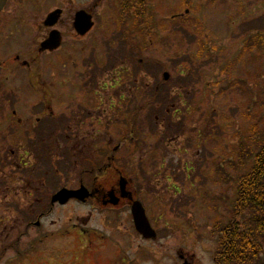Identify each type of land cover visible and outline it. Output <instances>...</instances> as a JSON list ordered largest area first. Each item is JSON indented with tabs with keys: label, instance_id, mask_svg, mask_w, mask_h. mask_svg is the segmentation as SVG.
<instances>
[{
	"label": "rangeland",
	"instance_id": "374dc122",
	"mask_svg": "<svg viewBox=\"0 0 264 264\" xmlns=\"http://www.w3.org/2000/svg\"><path fill=\"white\" fill-rule=\"evenodd\" d=\"M144 2L143 13L150 16L155 33L126 30L123 36L114 10L119 0L78 1L89 10L96 5L97 29L81 40L73 41L74 35L67 34L66 49L81 41L88 47L68 50L60 73L51 70L47 79L54 84L51 89L102 92L117 88L127 70L124 89L139 87L145 93V111L131 114L135 119L129 133L136 151L130 166L136 172L130 187L157 237L143 240L131 215L128 222L120 216L116 221L91 205H68L53 213L47 224L55 221L52 230L59 233L68 228L70 232L73 224L96 233L94 262L84 257V245L79 261L48 257L41 250L58 243L50 238L44 247L37 245L40 252L18 257L17 264H215L216 231L228 224L237 183L250 171L264 143V44L245 49L264 37V0ZM175 15L179 17L172 20ZM144 25L149 27L146 21ZM88 63L93 66L86 71ZM111 75L114 81L109 85ZM89 95L88 108L100 104L98 93ZM138 105L135 96L130 112ZM105 128H99L100 137L108 131ZM119 128L113 125L112 134ZM73 178H66V185ZM42 237L36 230L18 249L36 246ZM75 239L62 238L60 247L71 249ZM85 244L92 255L90 243ZM8 259L11 254L2 264ZM258 264H264V254Z\"/></svg>",
	"mask_w": 264,
	"mask_h": 264
},
{
	"label": "flooded vegetation",
	"instance_id": "af4514ba",
	"mask_svg": "<svg viewBox=\"0 0 264 264\" xmlns=\"http://www.w3.org/2000/svg\"><path fill=\"white\" fill-rule=\"evenodd\" d=\"M78 1L81 0H0V264L10 254L12 259L4 264H17L18 257L40 252L37 245L44 247V241L50 242V238L58 243L41 250L48 257L64 256L76 262L82 257L83 248H87L84 257L94 262L93 256H98L93 250L96 233L76 224L70 232L68 228L59 233L52 230L57 223L51 219L47 224L48 219L68 205H91L115 216L116 221L120 216V220L128 222L131 204L138 201L130 187L131 175L136 172L130 166V158L135 155L136 144L129 132L135 119L131 114L146 109V102L141 99L145 93L139 87L124 89L127 70L117 88L102 92L51 89L54 84L47 79L51 70L60 73V67L68 60V50L88 47L81 41L71 42L66 49L67 34L74 35L73 41L81 40L97 29L93 13L96 5L90 7L92 11ZM125 2L119 0L114 8L119 21L117 31L122 35L126 30L139 35L155 33V26L144 25V0H130V9L125 8ZM79 12H84L91 24L83 36L75 26ZM128 21L131 24L126 28ZM52 37L59 40V46L51 51ZM87 66L86 71L93 65ZM111 77L109 85L114 81ZM61 79L60 85L64 82ZM111 91L116 95L109 94ZM91 92L98 93L99 99L94 97L100 104L88 108ZM135 96L139 105L130 112ZM105 103L109 105L102 110ZM107 113L114 116L107 117ZM115 124L120 126V132L112 134ZM101 127L108 128L104 137H100ZM70 177H74L72 183L66 185V178ZM80 188L88 194L84 201L53 202L61 190ZM36 230L43 232L42 239L36 246L30 244L29 249L19 250L20 241ZM66 236H74L77 241L69 250L60 247L59 240ZM85 242L90 243L92 255Z\"/></svg>",
	"mask_w": 264,
	"mask_h": 264
},
{
	"label": "trees",
	"instance_id": "16d2710c",
	"mask_svg": "<svg viewBox=\"0 0 264 264\" xmlns=\"http://www.w3.org/2000/svg\"><path fill=\"white\" fill-rule=\"evenodd\" d=\"M129 1L125 2L127 9H130ZM145 21L149 26L148 17ZM262 44L264 37L245 49L251 51L254 45ZM235 194L228 224L216 231L214 263L258 264L264 254V143L260 145L250 171L240 177Z\"/></svg>",
	"mask_w": 264,
	"mask_h": 264
},
{
	"label": "water",
	"instance_id": "95a60500",
	"mask_svg": "<svg viewBox=\"0 0 264 264\" xmlns=\"http://www.w3.org/2000/svg\"><path fill=\"white\" fill-rule=\"evenodd\" d=\"M87 17V16H86ZM84 12H79L76 15L75 26L79 31L80 35H84L90 29L91 24H89V17L86 18ZM51 46L49 50H54L59 46V40L56 37L50 39ZM164 79H168V75L164 74ZM88 197L87 191L84 188H80L77 191H68L61 190L57 193L54 198V201H58L60 204H65L70 199H76L78 201H84ZM131 198V194H130ZM131 216L133 220V225L135 231L144 239V240H154L156 238L155 231L151 228L149 221L147 220L145 210L143 206L137 202H132Z\"/></svg>",
	"mask_w": 264,
	"mask_h": 264
}]
</instances>
